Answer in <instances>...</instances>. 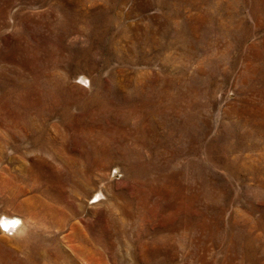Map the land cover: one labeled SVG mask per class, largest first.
I'll list each match as a JSON object with an SVG mask.
<instances>
[{
	"label": "rangeland",
	"instance_id": "rangeland-1",
	"mask_svg": "<svg viewBox=\"0 0 264 264\" xmlns=\"http://www.w3.org/2000/svg\"><path fill=\"white\" fill-rule=\"evenodd\" d=\"M2 218L0 264H264V0H0Z\"/></svg>",
	"mask_w": 264,
	"mask_h": 264
},
{
	"label": "bare ground",
	"instance_id": "bare-ground-1",
	"mask_svg": "<svg viewBox=\"0 0 264 264\" xmlns=\"http://www.w3.org/2000/svg\"><path fill=\"white\" fill-rule=\"evenodd\" d=\"M26 218V217H25ZM15 222V223H14ZM27 223L30 224V220H26L25 224H23V222L21 223V225H18L17 221L11 220L9 218H2L0 219V227L1 230L3 231H11L12 230V234H24L25 230L27 229ZM5 233V232H3Z\"/></svg>",
	"mask_w": 264,
	"mask_h": 264
},
{
	"label": "snow or ice",
	"instance_id": "snow-or-ice-1",
	"mask_svg": "<svg viewBox=\"0 0 264 264\" xmlns=\"http://www.w3.org/2000/svg\"><path fill=\"white\" fill-rule=\"evenodd\" d=\"M15 223V222H14Z\"/></svg>",
	"mask_w": 264,
	"mask_h": 264
}]
</instances>
